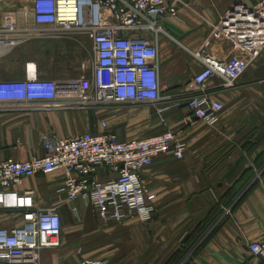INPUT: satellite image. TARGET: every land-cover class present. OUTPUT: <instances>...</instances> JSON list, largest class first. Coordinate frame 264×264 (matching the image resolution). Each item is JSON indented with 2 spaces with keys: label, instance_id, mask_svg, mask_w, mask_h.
<instances>
[{
  "label": "crops",
  "instance_id": "obj_1",
  "mask_svg": "<svg viewBox=\"0 0 264 264\" xmlns=\"http://www.w3.org/2000/svg\"><path fill=\"white\" fill-rule=\"evenodd\" d=\"M181 1L178 16L160 23L162 32L156 41L161 91L158 106L165 109L161 115L148 104L89 110L47 109L49 101L0 106V163L44 157L42 141L48 135L67 139L112 133L121 142H130L171 131L187 146L182 161L164 155L139 173L142 184L155 195L154 212L145 223L134 219L104 224L83 201L55 199V191L64 180L61 170L24 180L16 191H33L36 208L57 207L61 218L60 245L41 250L39 264H77L82 260L108 264H264L247 249L248 244L264 239V46L256 51L233 88L223 90L216 87L219 80L212 81L210 90L224 105L215 128L193 118L185 106L187 98L195 94L192 77L203 68L191 53L210 39V51L216 57L249 59L252 51L215 39L213 27L234 2L251 7L262 0ZM31 25L27 2L0 0V29ZM76 35L30 41L27 48L42 52L41 58L28 60L23 55L27 49L22 48L0 53V81L23 80L28 65L35 66L38 79L56 83L90 78L92 44L85 35ZM146 37L153 38L151 34ZM62 56L70 58L66 61ZM229 206L231 213L223 217V209ZM22 226L19 214L0 213V229Z\"/></svg>",
  "mask_w": 264,
  "mask_h": 264
},
{
  "label": "built area",
  "instance_id": "obj_2",
  "mask_svg": "<svg viewBox=\"0 0 264 264\" xmlns=\"http://www.w3.org/2000/svg\"><path fill=\"white\" fill-rule=\"evenodd\" d=\"M20 1L30 5L32 25L0 29V53L37 38L85 35L92 44L91 77L56 83L38 79L36 69L32 71L28 65L23 80L0 81V106L49 101L51 107L47 109L57 110L148 104L158 115L165 111L158 106L161 91L156 41L162 32L160 23L178 16L181 0ZM146 34H151L152 40ZM213 35L253 53L247 60L218 58L210 51V39L191 53L203 68L192 77L195 94L187 98L185 106L193 118L211 128L218 125L224 112V105L210 90L212 81L219 80L216 87L223 90L233 88L256 51L264 46V0L251 7L233 4L213 27ZM42 146V158L0 163V213H17L23 221L19 229H0V264H39L41 250L60 245L57 207L36 208L33 191H16L24 180L61 170L64 180L55 191V199L83 201L104 224L134 219L145 223L154 212L155 195L142 184L139 173L164 155L182 161L187 147L171 131L130 142H121L112 133H87L67 139L48 135L43 137ZM100 171H104L102 175ZM231 209L225 207L222 216L229 215ZM247 249L250 256L264 261V239L248 244ZM77 264L108 263L82 260Z\"/></svg>",
  "mask_w": 264,
  "mask_h": 264
},
{
  "label": "rangeland",
  "instance_id": "obj_3",
  "mask_svg": "<svg viewBox=\"0 0 264 264\" xmlns=\"http://www.w3.org/2000/svg\"><path fill=\"white\" fill-rule=\"evenodd\" d=\"M67 35H71V34H67ZM76 36H81V34H77ZM29 45H30L29 42H27L26 44H24V45H22L20 47H17V49H19V48L27 49V50H25L23 55H26L28 60H32V59H35V58H41L40 56H42V54H41L42 52H38L35 48H33V49L27 48V46H29ZM87 57H88L87 52H84V58L87 59ZM62 58H63V60L67 61L70 57L62 56ZM72 255H74V254H72Z\"/></svg>",
  "mask_w": 264,
  "mask_h": 264
},
{
  "label": "water",
  "instance_id": "obj_4",
  "mask_svg": "<svg viewBox=\"0 0 264 264\" xmlns=\"http://www.w3.org/2000/svg\"><path fill=\"white\" fill-rule=\"evenodd\" d=\"M238 3H240V2L236 1V2H234L233 4H238ZM231 7H232V6H231ZM231 7H230V9H231ZM103 172H104V171H100V174L102 175ZM105 173H107V171H105Z\"/></svg>",
  "mask_w": 264,
  "mask_h": 264
},
{
  "label": "bare ground",
  "instance_id": "obj_5",
  "mask_svg": "<svg viewBox=\"0 0 264 264\" xmlns=\"http://www.w3.org/2000/svg\"><path fill=\"white\" fill-rule=\"evenodd\" d=\"M34 68H35V66H34V65H29V69H30V70H32V71H33V70H34Z\"/></svg>",
  "mask_w": 264,
  "mask_h": 264
}]
</instances>
